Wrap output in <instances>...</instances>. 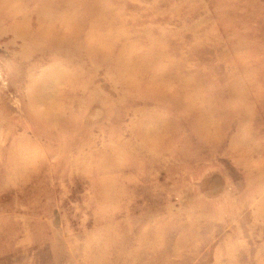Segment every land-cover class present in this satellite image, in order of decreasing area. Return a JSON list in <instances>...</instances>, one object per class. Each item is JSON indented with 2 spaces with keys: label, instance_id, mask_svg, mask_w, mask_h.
I'll return each mask as SVG.
<instances>
[{
  "label": "rangeland",
  "instance_id": "1",
  "mask_svg": "<svg viewBox=\"0 0 264 264\" xmlns=\"http://www.w3.org/2000/svg\"><path fill=\"white\" fill-rule=\"evenodd\" d=\"M53 1L0 0V264H264V0Z\"/></svg>",
  "mask_w": 264,
  "mask_h": 264
},
{
  "label": "bare ground",
  "instance_id": "2",
  "mask_svg": "<svg viewBox=\"0 0 264 264\" xmlns=\"http://www.w3.org/2000/svg\"><path fill=\"white\" fill-rule=\"evenodd\" d=\"M59 5V4H58ZM50 7L51 8H49V10L51 9V11H56V9H62V8H59V7H57L56 6V1L54 0L51 4H50ZM2 8V7H1ZM64 10H65V13H66V11L67 10H71V8L70 7H68V6H66V7H64ZM66 16H64V18H65ZM67 23H69V21L67 20ZM100 39H101V36H100ZM169 51V50H168ZM141 68H143V67H141ZM145 69V68H144ZM143 70V69H142ZM133 71H136V69L135 70H133ZM52 77V76H51ZM248 80H249V78H248ZM74 130H76V129H74ZM63 133V132H62ZM151 133V132H150ZM55 134V133H54ZM3 138V137H2ZM2 138H1V140H2ZM25 142V141H24ZM26 144H27V141L25 142ZM24 143V144H25ZM23 146H25V145H23ZM15 147V149L16 150H13V151H16V152H14L13 154H12V156L8 159V161H7V163H9V165H11V163H13L14 165H19V168L17 169V170H15V169H13L12 167V169H13V172L11 173V175H14V177H15V179H16V177H17V175L19 174L20 175V173L21 172H23V171H25V169H26V164H27V161H26V159L24 158V160H22L21 159V155L22 156H27V154H29L28 153V151H27V149H29V147L26 149L25 147ZM23 148H25V149H23ZM27 151L26 153V155H25V152H23V153H21L20 151ZM3 151V150H2ZM15 184V182L14 183H12L11 185H10V187H12L13 185Z\"/></svg>",
  "mask_w": 264,
  "mask_h": 264
}]
</instances>
